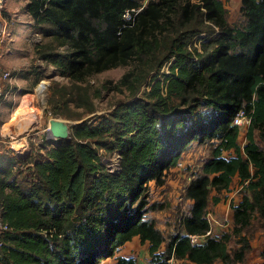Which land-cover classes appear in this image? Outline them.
Wrapping results in <instances>:
<instances>
[{"label":"trees","instance_id":"16d2710c","mask_svg":"<svg viewBox=\"0 0 264 264\" xmlns=\"http://www.w3.org/2000/svg\"><path fill=\"white\" fill-rule=\"evenodd\" d=\"M142 2L28 0L36 26L50 24L44 35L56 42L39 49L40 57L76 82L128 65L138 52L146 60L161 46L159 33L165 35L168 25L177 28L174 37H165L158 63L167 70L107 117L75 125L68 142L35 161L34 183L23 187L0 167V217L9 227L1 264H102L135 237L149 242L156 264L172 257L193 264L246 259L251 245L242 231L255 214L264 219V0H241L244 22L238 25L229 23L222 0H153L126 20L125 12ZM133 75L125 74L123 84ZM241 111L251 117L243 148L234 124ZM206 141L215 143L202 173L186 188L189 214L166 242L156 221L146 217L150 183L163 185L183 152ZM103 145L117 154L114 170L99 152ZM225 151L235 155L227 158ZM236 176L247 193L232 205L233 232L193 245L189 235L211 228L210 202H221ZM234 234L239 245L231 251ZM261 259L264 264V246ZM113 264L138 262L118 256Z\"/></svg>","mask_w":264,"mask_h":264},{"label":"rangeland","instance_id":"374dc122","mask_svg":"<svg viewBox=\"0 0 264 264\" xmlns=\"http://www.w3.org/2000/svg\"><path fill=\"white\" fill-rule=\"evenodd\" d=\"M222 1L227 9L229 23L242 24L244 17L240 12L241 0ZM27 2L28 0H6L2 9L6 35L0 41V86L4 90L0 106V124L4 129V138L0 141V167H5L8 171L6 173L12 174L11 179L16 178L23 187L34 183L35 161L45 158L48 150L57 143L70 140L69 137L59 141L52 136L49 130L50 120L59 119L68 124L71 136L78 123L85 120L89 123L98 122L107 117L118 104L127 102L135 95H141L149 88L148 84L156 72L167 70L166 66L161 67L158 63L165 55V37H174L177 28V25H168L165 35L159 33L161 46L157 48L156 53H150L146 60L141 59L138 52L128 65L111 68L76 82L62 76L54 65L40 57L39 49L44 45H55L56 42L51 36L44 35L45 30L51 29L50 24L36 26V22L26 10ZM59 51L63 49L60 48ZM130 71L134 72L133 77L127 82L129 84H123L124 75ZM5 72H10L8 78H4ZM44 82L46 87L40 93L38 86ZM248 129L249 127L243 128L239 135L238 141L242 148L247 143ZM256 136L258 139L257 131ZM214 143L193 142L183 152L179 161L181 165L167 172L163 185H157L154 181L150 183L148 207L152 205V208L146 217L156 221L157 227L166 237V242L182 230V220L189 214L192 203L186 195V188L202 173V166L211 156ZM98 147L104 163L108 167H115L118 163L117 154L109 151L104 145ZM20 155H29L28 162L21 161ZM234 155L233 151L224 152L227 158ZM232 185L231 208L233 203H240L247 193L239 178L233 179ZM215 194L217 193L213 190L211 197ZM221 197L227 201V191H222ZM209 211L212 217L217 218L223 225L222 228L225 227L223 233L233 232L234 211L229 207L225 209L222 205L215 206L212 201ZM217 228L218 224L213 222L214 234L219 232ZM241 235L249 239L251 249L246 259L237 264L261 263L264 219L255 214ZM239 239V235L232 236L229 242L231 251L238 247ZM148 244L135 238L119 247L116 256L134 257L138 264H149L152 257ZM165 248L166 243L161 251ZM114 261L115 259L110 257L102 264H112ZM172 264L191 263L187 259L174 258ZM214 264L225 263L217 261Z\"/></svg>","mask_w":264,"mask_h":264},{"label":"built area","instance_id":"2783aa9c","mask_svg":"<svg viewBox=\"0 0 264 264\" xmlns=\"http://www.w3.org/2000/svg\"><path fill=\"white\" fill-rule=\"evenodd\" d=\"M149 1H153V0H143L142 5L139 8H137V9L133 8V9L127 10L125 12V14H124L125 19L126 20L133 19L140 11H142L144 9V7L148 4ZM5 3H6V0H0V41L2 39H4V37L6 35L5 22L3 21L4 19H3V16H2V9L4 8ZM9 76H10V72H5L4 78H8ZM3 96H4V90H3L2 86H0V106L2 104ZM250 123H251V117H250V115L246 114L244 111H241L236 116V118L234 120V124L239 126V128H240V132H242L243 128H248L250 126ZM3 138H4V129H3V126L0 124V141ZM26 146H24V148H26ZM180 165H181V162H179L176 167H178ZM114 168L115 167H113L112 170H114ZM233 204H235V203H233ZM236 204H238V203H236ZM207 217H208V220L210 222L211 228L204 234L189 235L190 241H191V243L193 245H195V244H203V243H205L207 241L208 237L216 236L214 234V232H213V222L217 223L218 221L215 218L212 217V214H211L210 211L208 212ZM6 230H9V227H8L7 224H4L2 222L1 217H0V248L3 245L2 236H3V234H4V232ZM173 261H174L173 257L168 260L169 264H172ZM149 264H156V262H154L151 259Z\"/></svg>","mask_w":264,"mask_h":264},{"label":"water","instance_id":"95a60500","mask_svg":"<svg viewBox=\"0 0 264 264\" xmlns=\"http://www.w3.org/2000/svg\"><path fill=\"white\" fill-rule=\"evenodd\" d=\"M50 134L57 140H64L70 137L69 125L59 119H51L49 122ZM29 155H20V158L27 159Z\"/></svg>","mask_w":264,"mask_h":264},{"label":"crops","instance_id":"0c3cea01","mask_svg":"<svg viewBox=\"0 0 264 264\" xmlns=\"http://www.w3.org/2000/svg\"><path fill=\"white\" fill-rule=\"evenodd\" d=\"M176 168H177V167L171 169V171L174 170V169H176ZM237 178H239V177L236 176L234 179H237ZM232 187H233V185L230 186L229 190H224V191H227V195H229V198H228L227 201H226L225 199L222 198L221 202H219L218 204H213V205H215V206L222 205L225 209H226L227 207H229V209L233 211V209L231 208V198L233 197V193H232V191H231ZM235 205H236V204H235ZM215 219L217 220V218H215ZM217 221H218V220H217ZM217 224H218V228H217V229H218L219 232H216L215 235H216L217 237H220V235L223 233L222 231L225 229V227L222 228L223 225L220 224L219 221L217 222ZM229 225H230V224H229ZM221 232H222V233H221ZM135 238H139V237H135ZM135 238H134V239H135ZM139 239H140V238H139ZM145 244H148V243H145ZM148 245H149V244H148ZM116 252H117V251H116ZM117 257H118V256H116V254H115V256L113 257V259H115V261H116V258H117ZM115 261H114V262H115ZM188 261H189V260H188ZM114 262H113V263H114ZM189 262H190V261H189ZM113 263H112V264H113ZM190 263L193 264L192 262H190Z\"/></svg>","mask_w":264,"mask_h":264},{"label":"bare ground","instance_id":"6f19581e","mask_svg":"<svg viewBox=\"0 0 264 264\" xmlns=\"http://www.w3.org/2000/svg\"><path fill=\"white\" fill-rule=\"evenodd\" d=\"M45 83H46V82L39 84V86H38V90H39L40 93H42L43 90L45 89V87H46ZM20 145H21V144H20Z\"/></svg>","mask_w":264,"mask_h":264}]
</instances>
